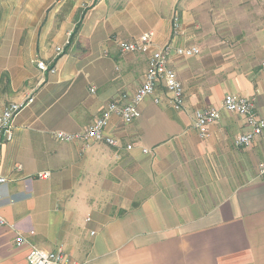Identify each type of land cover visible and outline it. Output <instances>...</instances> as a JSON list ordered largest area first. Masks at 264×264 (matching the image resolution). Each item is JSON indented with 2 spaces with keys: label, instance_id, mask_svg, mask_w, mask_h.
<instances>
[{
  "label": "crops",
  "instance_id": "obj_1",
  "mask_svg": "<svg viewBox=\"0 0 264 264\" xmlns=\"http://www.w3.org/2000/svg\"><path fill=\"white\" fill-rule=\"evenodd\" d=\"M81 3L0 0V47L10 48L0 55V114L33 93L0 142V264H27L30 246L62 248L70 264H264V131L236 147L245 119L221 109L228 94L253 98L264 118V0ZM147 31L156 47L200 50L169 58L183 108L159 86L133 123L111 116L117 146L54 140L51 131H82L110 102L129 100L149 52L117 42ZM211 107L219 116L201 139L194 113Z\"/></svg>",
  "mask_w": 264,
  "mask_h": 264
},
{
  "label": "built area",
  "instance_id": "obj_2",
  "mask_svg": "<svg viewBox=\"0 0 264 264\" xmlns=\"http://www.w3.org/2000/svg\"><path fill=\"white\" fill-rule=\"evenodd\" d=\"M63 0H55L62 2ZM101 0H82L81 8L86 9L89 6L100 2ZM172 26L175 32L180 26V19L177 14L172 16ZM153 31H147L133 41L119 40L117 46L121 52H149L147 66L144 72L143 80L135 92L126 103H120L118 100L110 102L103 113L95 118L84 130L78 132H66L54 130L50 132L51 137L57 142H83L88 144L91 141H102L109 146H117L118 140L114 136L107 134L106 128L109 125L111 116H116L123 124L133 123L141 114L140 106L143 100L148 96H153L154 101L158 102L156 92L159 86L164 87L169 96L171 106L175 110H181L184 106V91L181 82L178 80L175 71L169 66V58L172 53L182 57H192L198 55L200 50L196 46L181 47L172 43H165L160 47L154 46ZM57 52H62V48H57ZM36 67L42 72L52 71L50 64L35 60ZM260 69L264 73V60L260 64ZM91 91L94 88H90ZM33 101V93H30L20 102H9L6 104L0 114V142L10 141L13 135L14 121L19 112ZM254 99L248 97H238L231 94L224 96L221 109L227 112L235 113L245 119L247 130L240 134L235 140L236 147H247L253 140L264 131V118L255 113ZM219 110L217 108L198 109L194 113L193 128L196 130L199 138L204 139L209 135L210 125L218 118ZM126 149H131L127 145ZM146 152L145 149H143ZM16 170L21 169L20 164L15 165ZM260 174L264 177V167H260ZM48 172H40L37 177L40 179L48 178ZM7 178L0 175V185L6 183ZM6 223L0 215V226ZM26 242L25 238L17 234L15 244L20 246ZM27 264H70L67 255L62 248L53 251L45 250L35 246H30L26 254Z\"/></svg>",
  "mask_w": 264,
  "mask_h": 264
},
{
  "label": "rangeland",
  "instance_id": "obj_3",
  "mask_svg": "<svg viewBox=\"0 0 264 264\" xmlns=\"http://www.w3.org/2000/svg\"><path fill=\"white\" fill-rule=\"evenodd\" d=\"M10 48L0 47V55H3V53ZM6 87V78L2 77L0 78V90L4 89ZM8 104V103H7Z\"/></svg>",
  "mask_w": 264,
  "mask_h": 264
}]
</instances>
